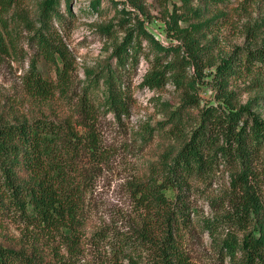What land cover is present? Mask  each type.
I'll use <instances>...</instances> for the list:
<instances>
[{"label": "trees", "instance_id": "obj_1", "mask_svg": "<svg viewBox=\"0 0 264 264\" xmlns=\"http://www.w3.org/2000/svg\"><path fill=\"white\" fill-rule=\"evenodd\" d=\"M11 1L0 0V5ZM224 1L207 0L204 6ZM61 2L70 11V0L40 1L38 15L44 31L35 33L36 46L54 68L55 80L45 79L31 62L22 83L27 95L39 102L75 97L76 118L57 114L0 122V221L7 218L18 224L26 237L18 245H0V264H90L75 257L86 227L83 204L92 180L81 163L83 154L92 166L104 158L94 127L97 113H111L117 120L128 115L132 95L126 79L138 64L142 41L154 55L146 56L150 67L142 75L140 86L161 89L170 79L178 85L183 82L175 62L162 65L160 61L163 53L175 47L164 46L144 27L136 31L130 28L112 48L114 67L109 64L92 72L80 94L69 95L68 50L61 40L48 34L49 22L58 17ZM191 12L194 18L203 17L199 8ZM220 15L214 11L180 30L181 40L191 45L193 55L200 41L199 28L212 26ZM253 28L258 27L245 29L251 43L234 47L216 66L219 86H224L228 77L264 65V40L254 44L258 32ZM5 52L0 31V55ZM224 91L222 88L224 110L204 106L199 121L189 131L182 127L181 111H169L166 121L175 129L174 134L182 135L178 145L164 149L130 182L132 216L125 219V225L102 226L93 232L94 245L105 254L98 264H192L184 243L191 227L186 195L193 181L207 177L220 160L237 166L231 183L239 197L236 204L232 203L234 217L229 221L235 222L241 235L226 232L219 237L218 248L229 264H264V204L249 180L254 178L253 168L263 148L264 120L245 105L235 108ZM194 99L183 97L182 104ZM79 126L86 131L82 133ZM143 129L140 137L145 143L154 127L146 125ZM168 189L174 191L173 196L166 194Z\"/></svg>", "mask_w": 264, "mask_h": 264}, {"label": "rangeland", "instance_id": "obj_2", "mask_svg": "<svg viewBox=\"0 0 264 264\" xmlns=\"http://www.w3.org/2000/svg\"><path fill=\"white\" fill-rule=\"evenodd\" d=\"M40 1L13 0L6 6L0 5V31L6 47V52L0 55V122L42 115L63 117L74 112L75 97L39 102L27 95L22 83L31 62H35L45 79L55 80L54 68L44 60L35 43V33L44 31L38 15ZM206 1L70 0V11L61 2L58 17L49 22L48 34L61 40L68 50L69 95L80 94L92 72L106 69L109 64L114 67L112 48L130 28L136 31L144 27L164 46L175 47L163 53L160 61L162 65L175 62L176 72L183 78L180 85L170 79L161 89L140 86L142 75L150 67L146 56L153 58L154 55L147 42L142 41L138 64L126 79L132 95L128 115L117 120L111 113H97L94 127L104 158L92 166L83 154L81 161L92 179L83 204L86 227L75 257L81 263L98 264L104 260L105 254L94 245L91 235L102 226L125 225V219L132 216L130 182L164 149L178 145L182 135L174 134L175 129L166 121L169 111L180 110L182 127L189 131L199 121L204 106L224 110V88L235 108L245 105L264 120V65L228 77L224 86L218 85L214 74L221 59L234 47L251 43L245 34L248 26L258 27L253 28L258 32L254 44L263 42L264 0H227L205 7ZM197 8L203 16L200 19L194 18L191 12ZM214 11L221 15L212 26L199 28L200 41L193 55L191 45L181 40L180 30L204 20ZM180 58H183L181 62ZM189 96L196 99L182 104L183 97ZM75 118L73 114L72 119ZM146 125L153 126L154 132L144 143L140 134L145 132ZM77 128L82 133L86 131L82 126ZM236 167L220 160L207 177L195 179L188 190L186 201L190 205L191 227L185 233L184 243L192 264H229L218 242L226 232L241 235L235 222L229 221L233 216L232 203L236 204L239 197L231 183ZM253 171L254 178L249 180L264 204V141ZM165 192L169 196L174 194L171 189ZM19 228L9 219H2L0 245L23 243L26 237Z\"/></svg>", "mask_w": 264, "mask_h": 264}]
</instances>
